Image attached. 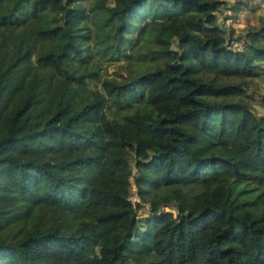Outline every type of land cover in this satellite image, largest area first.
<instances>
[{
	"label": "trees",
	"instance_id": "1",
	"mask_svg": "<svg viewBox=\"0 0 264 264\" xmlns=\"http://www.w3.org/2000/svg\"><path fill=\"white\" fill-rule=\"evenodd\" d=\"M245 7L0 0V264H264V15L218 16ZM87 23L147 63L100 75Z\"/></svg>",
	"mask_w": 264,
	"mask_h": 264
},
{
	"label": "rangeland",
	"instance_id": "2",
	"mask_svg": "<svg viewBox=\"0 0 264 264\" xmlns=\"http://www.w3.org/2000/svg\"><path fill=\"white\" fill-rule=\"evenodd\" d=\"M228 3H233L235 1H243V3L246 4V7L242 10H240L237 14L234 16L231 15V11L229 9L223 8L221 11L218 12L219 19H221V22H224V25L227 27L232 26L234 28L233 37L236 36L239 32H244L247 29V26H256L259 22L258 16L264 15V0H224ZM229 5V4H227ZM230 16V17H229ZM227 17V18H226ZM88 31L90 35L89 41H87V44L91 50L92 60L91 64L92 69L100 73V75H108V76H118L120 73L125 74L127 69L124 68V64H126V67L129 70H136L139 68V65L147 63L148 59L142 60L144 58V54L141 53V55H136L135 53H130L128 56L127 61L124 62L123 58L115 59V60H106L103 58V55L101 54V50L98 48V45L96 44V38L93 35L94 33V27L91 23H87ZM91 32H90V30ZM136 32L129 34L128 39L130 42H132V45L134 43ZM138 43V42H137ZM149 46V41H144L143 43H138L136 49L143 50L147 49ZM257 85L254 86V93H252L251 101L258 113H264V106L260 104L261 101V95L264 92V84L262 82V79H256ZM90 87H94V83L90 82ZM98 87V86H97ZM251 92V91H250ZM134 154H131L130 156H127V162L130 164L131 160L134 159ZM133 192L132 199L133 201H137L138 197ZM164 209H169L168 207H164ZM145 214L141 211H139L138 216H144Z\"/></svg>",
	"mask_w": 264,
	"mask_h": 264
},
{
	"label": "water",
	"instance_id": "3",
	"mask_svg": "<svg viewBox=\"0 0 264 264\" xmlns=\"http://www.w3.org/2000/svg\"><path fill=\"white\" fill-rule=\"evenodd\" d=\"M131 192H132V194H133V192H135V189L133 188L132 190H131ZM148 205V204H147Z\"/></svg>",
	"mask_w": 264,
	"mask_h": 264
}]
</instances>
